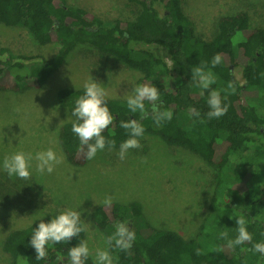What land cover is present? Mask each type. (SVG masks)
Instances as JSON below:
<instances>
[{
	"label": "trees",
	"instance_id": "16d2710c",
	"mask_svg": "<svg viewBox=\"0 0 264 264\" xmlns=\"http://www.w3.org/2000/svg\"><path fill=\"white\" fill-rule=\"evenodd\" d=\"M128 1L138 5L134 14L109 22L68 0H0V23L26 29L41 47L58 45L51 57L41 53L17 55L11 48L1 46L0 90L24 92L41 88L81 45L94 47L139 71V84L159 89L156 108L173 112L172 119L160 125L150 117L141 120L145 133L188 149L214 167L215 190L207 209L213 218L207 225L226 227L233 233L230 239H234L238 235L236 220L242 217L252 240L229 247L226 239L209 247L197 237L152 227L137 201L126 204L113 201L110 206L98 204L91 210L93 223L107 237L115 231L117 223L125 222L137 237L128 252L110 250L113 264H264V254L252 251L256 243H264V194L260 191L264 185V26H253L249 12L241 10L218 16L212 36L205 38L195 33L182 0ZM157 4L163 7V12ZM141 43L163 47L173 68L150 50L138 51L136 45ZM217 53L223 60L212 68L211 60ZM202 63L216 77V83L208 90H202L192 80V68ZM237 67L241 68L243 83L235 81L233 69ZM212 90L221 93L228 111L219 119L209 120L207 101ZM83 94L84 88L62 87L55 98L58 108L67 115L58 128V143L66 161L73 166L87 162L79 138L71 131L75 119L71 110ZM106 102L115 121L103 134L114 139L115 148H119L129 138L119 126L120 121L141 118L139 113H130L127 98H108ZM145 104L151 111V102ZM192 109L201 115H190ZM233 164L238 166L237 172L231 181H226L224 175ZM8 191L2 195H9ZM62 211H53L42 218L50 222ZM140 222L146 227L138 225ZM39 223L40 219L13 228L5 236L3 250L12 264H68V249L87 241L86 232L81 233L68 244L51 245L47 258L37 260L30 241ZM86 264H93V259L90 257Z\"/></svg>",
	"mask_w": 264,
	"mask_h": 264
},
{
	"label": "rangeland",
	"instance_id": "374dc122",
	"mask_svg": "<svg viewBox=\"0 0 264 264\" xmlns=\"http://www.w3.org/2000/svg\"><path fill=\"white\" fill-rule=\"evenodd\" d=\"M68 3L109 22L132 16L138 7L128 0H68ZM182 5L195 33L205 38L212 36L218 16L241 10L249 12L253 26H264V0H182ZM157 7L163 12L160 4ZM1 46L25 56L41 53L51 57L58 50L56 44L39 46L24 28H10L2 23ZM136 48L154 52L173 68L163 47L141 43ZM233 74L235 81L244 82L240 67L234 68ZM91 78L101 83L109 98H127L139 84L140 72L94 47L81 45L41 88L24 92L0 90V162L13 152L23 151L34 156L49 148L63 157V163L51 174L37 173L33 161L30 180L8 178L0 170V264H12L11 257L3 250V240L9 230L36 222L56 210L80 211L82 220L88 224L86 238L93 255L96 249L106 248L105 234L91 219V210L102 204L106 196L125 204L141 203L142 214L152 227L197 237L209 247L230 240L231 230L207 225L213 218L207 209L215 190L212 177L215 169L188 149L169 145L157 135L145 133L141 138L142 148L130 149L124 160L118 157L119 147L99 151L82 166L66 161L58 143V128L67 115L56 104V92L62 87L84 88ZM237 168L233 164L226 172V181L233 179ZM260 188L264 194V185ZM6 191L9 195H2ZM138 225L143 227L144 223ZM225 232L228 236L221 238Z\"/></svg>",
	"mask_w": 264,
	"mask_h": 264
},
{
	"label": "clouds",
	"instance_id": "9594fccd",
	"mask_svg": "<svg viewBox=\"0 0 264 264\" xmlns=\"http://www.w3.org/2000/svg\"><path fill=\"white\" fill-rule=\"evenodd\" d=\"M223 57L217 53L211 60L212 68L221 64ZM192 80L198 82L202 90H208L214 83L216 77L209 69L205 70V64L193 67ZM74 82V81H73ZM75 84V83H74ZM231 87V85H229ZM108 92L93 78L84 84V94L75 101V106L71 110L72 121L71 131L79 138L81 152L86 160H92L99 151L106 148L112 150L116 147L114 139H107L103 134L109 126L114 124L115 117L110 112L107 105ZM226 98V97H225ZM145 101L152 104L151 111L146 107ZM160 101L158 87L149 84H138L133 89V94L127 97V107L132 114L139 113L140 120L130 118L120 121V127L126 130L129 138L121 143L118 157L126 159L130 149L142 148L141 138L145 134V128L141 120L151 118L157 125L164 121H170L173 117L171 110H158L156 103ZM209 111L206 113L207 119H219L227 114L228 105L223 103L221 93L212 90L208 98ZM19 109H17L18 111ZM190 115L199 117L201 114L195 109L190 110ZM84 146L87 151L84 152ZM33 161H35V171L41 175L51 174L57 165L63 163V157L59 156L53 149L38 151L33 156L32 153L23 151L13 152L5 155L0 162V169L7 173L10 178L30 180L32 177ZM146 162V161H145ZM96 202V201H95ZM97 203V202H96ZM113 203L112 196H106L102 201L103 205L110 206ZM40 219L38 227L31 235L30 246L36 250V259L47 258V249L51 245L66 243L73 237L80 236L88 231V224L82 220L81 212L74 209H67L53 217L50 222ZM238 225V235L234 239L228 240L229 247L243 245L252 240V234L247 230L246 221L242 217L236 220ZM228 234L222 233L221 238H226ZM136 232L128 223L120 222L115 226V231L104 237L107 246L103 249H96L93 255L87 241H80L77 245L68 249V264H86L91 257L93 264H113L111 249L128 252L136 241ZM198 254H199V250ZM252 251L264 254V243H256ZM63 261V257L60 258Z\"/></svg>",
	"mask_w": 264,
	"mask_h": 264
}]
</instances>
